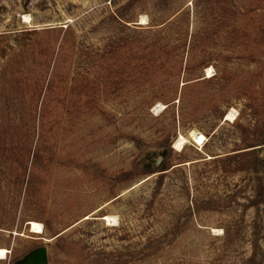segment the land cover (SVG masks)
I'll return each mask as SVG.
<instances>
[{
    "label": "rangeland",
    "instance_id": "obj_1",
    "mask_svg": "<svg viewBox=\"0 0 264 264\" xmlns=\"http://www.w3.org/2000/svg\"><path fill=\"white\" fill-rule=\"evenodd\" d=\"M257 159L264 0H0V264L264 263Z\"/></svg>",
    "mask_w": 264,
    "mask_h": 264
},
{
    "label": "trees",
    "instance_id": "obj_2",
    "mask_svg": "<svg viewBox=\"0 0 264 264\" xmlns=\"http://www.w3.org/2000/svg\"><path fill=\"white\" fill-rule=\"evenodd\" d=\"M242 153V152H241ZM225 158H228V157H225ZM230 158V156H229ZM256 165H262L264 166V160L262 159H257L256 161ZM159 170L160 172H163V171H167L170 169V165H168V162H167V159H164L162 160L160 163H159ZM150 173H154L155 171L152 170V171H149ZM162 177V175L158 176V178ZM260 180L263 178V177H259ZM263 184V185H262ZM256 201H259V200H263V197H264V181L263 182H259L258 181V185H257V191H256ZM254 202V206H257V203H255V201H252ZM254 238H257V241H253V254L248 257L247 259H243V261H238L237 263H234V264H264L263 263V260H262V256H263V252H262V249L258 243V236L257 234L255 233L254 234Z\"/></svg>",
    "mask_w": 264,
    "mask_h": 264
},
{
    "label": "bare ground",
    "instance_id": "obj_3",
    "mask_svg": "<svg viewBox=\"0 0 264 264\" xmlns=\"http://www.w3.org/2000/svg\"><path fill=\"white\" fill-rule=\"evenodd\" d=\"M26 17V16H25ZM232 117V114H228L226 116V119H229ZM232 119V118H231ZM192 138H193V141L196 143V144H202V141L204 140V135H202L201 133H197V134H193L192 133ZM186 138H184L183 136H179L173 146L176 150H180L182 148V145L186 142ZM104 219H106L108 221V223H111V224H116L117 222V218L115 216H110V215H106L104 216ZM28 225L30 227V231L33 232V233H42V225L38 222H35V221H29L28 222ZM7 253V250L4 249V248H0V258H3L5 257Z\"/></svg>",
    "mask_w": 264,
    "mask_h": 264
},
{
    "label": "water",
    "instance_id": "obj_4",
    "mask_svg": "<svg viewBox=\"0 0 264 264\" xmlns=\"http://www.w3.org/2000/svg\"><path fill=\"white\" fill-rule=\"evenodd\" d=\"M35 264H47L46 250L40 248L35 258Z\"/></svg>",
    "mask_w": 264,
    "mask_h": 264
}]
</instances>
